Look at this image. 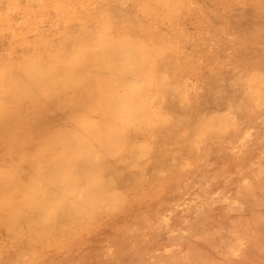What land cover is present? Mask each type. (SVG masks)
Returning <instances> with one entry per match:
<instances>
[{
    "label": "rangeland",
    "instance_id": "rangeland-1",
    "mask_svg": "<svg viewBox=\"0 0 264 264\" xmlns=\"http://www.w3.org/2000/svg\"><path fill=\"white\" fill-rule=\"evenodd\" d=\"M100 5L116 17L114 32L126 35L132 22L126 55L109 52L106 64L87 57L74 83L40 86L19 107L30 114L31 106L43 109L55 98L40 120L66 124L71 133L75 122L95 115L92 99L123 100L124 140H109L106 170L96 177L104 180L99 195L109 200L92 217L87 202L67 225L71 236L26 243V264H264V0H115L108 12ZM89 43L87 51H101ZM50 47L62 53L56 42ZM38 52L39 63L53 65ZM124 59H142L146 68L120 72ZM16 106L8 100L1 107ZM49 138L41 132L26 140V193L41 206H26V225L49 222L48 204L30 188L58 175L50 168L59 152ZM56 141L64 152L76 144ZM74 187L73 198L83 200L85 187ZM6 200L0 220L24 211L18 193ZM9 236L4 231L0 240Z\"/></svg>",
    "mask_w": 264,
    "mask_h": 264
},
{
    "label": "bare ground",
    "instance_id": "bare-ground-1",
    "mask_svg": "<svg viewBox=\"0 0 264 264\" xmlns=\"http://www.w3.org/2000/svg\"><path fill=\"white\" fill-rule=\"evenodd\" d=\"M114 1L0 0V210L6 207L4 202L9 205L6 198L12 192L18 193L24 208L19 215L0 220V234L4 231H9L10 234L9 241L0 240V264H26V243L38 240L46 241L49 245L54 234L71 236L73 230L67 225L82 216L87 202L90 203L87 217L101 212V204L108 203L109 199L99 195L104 180L96 177L100 167L106 170L104 159L113 150L112 146L109 147V140H124L120 131L124 124L123 100L100 99L99 104L92 99L95 115L75 122L71 133H66V124L62 123L57 128L56 125L43 124L40 120L39 112L52 103L55 106V98L49 101L48 107L43 106V109L31 106V112L24 114L26 116L19 106L22 96L24 98L34 94L40 86L58 84L63 80L74 83L78 69L87 57L97 61V64H106L109 52L121 51L126 55L125 48L130 45L128 41L132 40L130 34L135 31L132 22L127 20V32L122 36L121 31L114 32L119 27L116 17H109L108 13L101 12L100 3L108 12L114 6ZM74 18H78L77 21ZM90 41L98 45L97 49L101 51H87L85 47L89 46ZM52 42L57 43L61 54L53 53L50 47ZM113 43L118 47H112ZM39 48L46 52L47 60L53 61L52 66L39 63ZM17 50L24 54L16 55ZM144 67L146 68V63L142 59L137 62L124 59V66L119 70L140 68L139 71H142ZM147 67H151L150 64ZM120 79L121 76L116 73L117 83ZM135 94L136 92H132L133 96ZM92 96L97 99L96 94ZM8 100H15L17 105V108L14 107L16 109H10L11 112L6 107H1ZM41 132L48 133L49 140H54L52 148L59 153L56 156L53 154L52 159L55 158V161H52L50 169L58 175L61 172L62 176L55 179L58 175H54L47 181L30 183L38 200L41 198V203L48 204L43 216L49 222L40 224L35 220L26 225V206H33L36 212L41 207L33 194L26 193V176L31 173L32 168L31 162H26V140H31L32 136ZM56 140H76V144L73 149L64 152L61 148H55ZM66 147L68 148L67 145ZM119 148L121 146L117 147ZM40 149L43 152V148ZM38 155L32 158L38 159ZM106 164L110 165L112 161L109 160ZM89 167L93 175L91 179L87 171ZM37 170L38 173L41 172L40 168ZM74 186L85 187L83 200L76 201L73 198L71 193H74ZM112 203L119 205L115 198ZM70 213L73 218H70ZM16 227L19 235L11 240ZM59 249L70 253L66 245L61 248L59 246ZM33 255L35 260H39L38 253Z\"/></svg>",
    "mask_w": 264,
    "mask_h": 264
}]
</instances>
